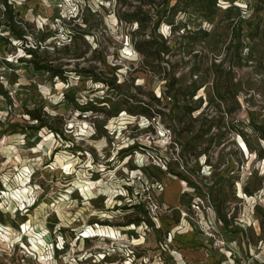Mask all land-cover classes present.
I'll return each mask as SVG.
<instances>
[{
	"label": "rangeland",
	"instance_id": "374dc122",
	"mask_svg": "<svg viewBox=\"0 0 264 264\" xmlns=\"http://www.w3.org/2000/svg\"><path fill=\"white\" fill-rule=\"evenodd\" d=\"M19 1L0 259L264 264V0Z\"/></svg>",
	"mask_w": 264,
	"mask_h": 264
},
{
	"label": "built area",
	"instance_id": "2783aa9c",
	"mask_svg": "<svg viewBox=\"0 0 264 264\" xmlns=\"http://www.w3.org/2000/svg\"><path fill=\"white\" fill-rule=\"evenodd\" d=\"M22 2L19 0H0V32H3L4 26H7L5 24L6 22V14L9 10L13 12L15 17L18 15V12L20 11V6ZM200 209L199 207L201 204L199 202H194L193 207ZM219 221L222 222V220L219 218ZM217 243H222L220 239H216ZM261 247V242L259 243ZM18 250V252H16ZM16 252V253H15ZM14 253L17 255L15 260H9L7 258L8 255H6L5 258L0 259V264H43L42 259L37 255H35L31 250L27 249L25 246H20L18 249H14ZM261 252H256L255 254H252V259H260ZM38 259V260H37ZM249 260L243 261L238 264H249ZM237 264V263H233Z\"/></svg>",
	"mask_w": 264,
	"mask_h": 264
},
{
	"label": "trees",
	"instance_id": "16d2710c",
	"mask_svg": "<svg viewBox=\"0 0 264 264\" xmlns=\"http://www.w3.org/2000/svg\"><path fill=\"white\" fill-rule=\"evenodd\" d=\"M15 20H16V19H15V15L13 14V12H12L11 10H9V11L7 12V14H6V22H5V24H6L7 26H9L10 29H11V28H13V25L15 24ZM19 36L23 37L24 35H23V33H19ZM29 51H31L30 53L32 54V50L29 49ZM38 68H46L47 70H53L54 72H56V73H55L56 75H60V71H57V70H55V69H52V68L49 67V66H43V67H38ZM34 118H36V119H40V116L34 114ZM220 219H221L222 221H226V224H228L227 219H226L222 214H221V216H220Z\"/></svg>",
	"mask_w": 264,
	"mask_h": 264
},
{
	"label": "crops",
	"instance_id": "0c3cea01",
	"mask_svg": "<svg viewBox=\"0 0 264 264\" xmlns=\"http://www.w3.org/2000/svg\"><path fill=\"white\" fill-rule=\"evenodd\" d=\"M178 204V203H177ZM262 251H260L261 252V256H263L264 257V246H262ZM259 260V259H258ZM264 259H260V261H263Z\"/></svg>",
	"mask_w": 264,
	"mask_h": 264
},
{
	"label": "bare ground",
	"instance_id": "6f19581e",
	"mask_svg": "<svg viewBox=\"0 0 264 264\" xmlns=\"http://www.w3.org/2000/svg\"><path fill=\"white\" fill-rule=\"evenodd\" d=\"M92 233H93V230L90 229V230H87V232L85 233V235H90V234H92Z\"/></svg>",
	"mask_w": 264,
	"mask_h": 264
}]
</instances>
